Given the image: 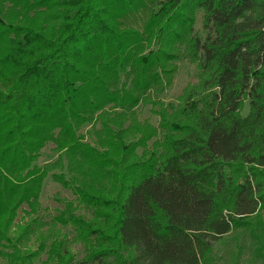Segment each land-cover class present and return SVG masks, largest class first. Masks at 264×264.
Wrapping results in <instances>:
<instances>
[{
  "label": "trees",
  "instance_id": "obj_1",
  "mask_svg": "<svg viewBox=\"0 0 264 264\" xmlns=\"http://www.w3.org/2000/svg\"><path fill=\"white\" fill-rule=\"evenodd\" d=\"M23 1L8 22L0 6V258L219 264L216 247L246 234L249 264H264V0ZM199 11L205 38L193 31ZM182 55L200 91L188 87L174 119L162 111L159 129L136 127L135 108L161 93L163 67ZM51 142L86 175H52L75 205L47 232L34 217ZM24 205L32 219L20 225ZM58 225L74 228L82 259ZM243 252H230L233 264Z\"/></svg>",
  "mask_w": 264,
  "mask_h": 264
},
{
  "label": "rangeland",
  "instance_id": "obj_2",
  "mask_svg": "<svg viewBox=\"0 0 264 264\" xmlns=\"http://www.w3.org/2000/svg\"><path fill=\"white\" fill-rule=\"evenodd\" d=\"M23 4H25L23 0H4L0 3V6L3 8V11L8 13V15L4 17L6 19V22H8L9 20L12 21L14 19V15L16 17L18 15L17 13H21L19 9ZM141 14L139 16H141ZM15 20L17 21L18 19L15 18ZM193 31L198 36L204 38L207 34L203 29V12L201 11H199L195 16ZM0 49H3L1 45ZM183 53L184 50L182 54ZM163 69L169 72H167V75L165 73L164 75L161 74L162 82L158 87L159 90H162L161 93L157 97L154 93H152L151 99L148 100L147 103L142 102L134 110L133 119L137 123L136 127L138 128H141L144 125H151L154 128L159 129L158 127L160 124V116L162 111H167V117L169 120L174 119V117L171 115L177 112L176 109H178V107L180 106L179 101H181L183 94L185 95V93L188 92V87L192 86V89H199L197 90V92L200 91L202 78L200 77L199 69L197 68L196 64H192L190 61H188V59L183 57V55L179 56L177 60H170V63L166 64ZM107 110L110 111L111 109L108 108ZM247 112L248 101L245 102V108L242 112V115H246ZM128 125L129 123L126 124V126ZM97 129H100V127L97 126ZM82 133H90L88 137L94 135L92 126L88 125L84 127L82 129ZM86 141L90 142V139L87 138ZM139 152L141 153L140 150ZM63 154V152L56 153L54 150V144L51 142L48 143L47 146L41 151V156L37 161V164L39 166H43L46 163H51V165H54L52 167H49L50 172L43 182L39 199V207L34 217V219L38 220L39 224L41 225L40 227H43L42 230L46 229L47 232L51 230L50 225L51 223H53V219L56 216H58L60 213H63L64 211L67 212L69 206H72L73 208V205H75V195H73L72 191L69 188L64 187L60 182L54 180V178H52V175L62 174L66 177V179H68L69 177L79 178L82 173L85 174L84 166L83 168L76 164L70 166V164H68V158L66 157V155ZM58 158H61V160L56 163ZM26 211H28V207L24 205L22 207V210H20L18 214V218L16 219V222L20 223V225L32 219V216L26 214ZM78 213H80L81 216H83V218L86 220H91L92 218H94L93 211L90 208L86 209L81 207V210H77L76 214ZM47 224L49 226H47ZM15 231H18L17 227H13L12 232H10V236L14 238V240L17 236V233H15ZM53 231L56 234H61L60 237H63L62 240H64L65 246H67V249L71 253L75 254L77 259L83 258L84 245L79 242L78 239H76L74 228L70 226L63 228V226L58 225V228L56 230L53 229ZM23 245L24 243L21 245V249L24 250L25 245ZM38 245V241L32 244V249L30 252L36 251L38 249ZM238 245L244 246L242 261H244V264H249L248 261L252 257L253 245L251 243L250 237L246 234H240L232 241L227 240L224 241V243H221V245H218L215 249L216 261L219 264H233V260L230 258V252H236V247ZM22 252L23 255H27L24 253L25 251ZM45 254L39 260L37 257L32 260L25 261L24 264H41V260L46 257ZM0 264H20V261L14 262L12 259L10 261L4 258H0ZM251 264H256V261H251Z\"/></svg>",
  "mask_w": 264,
  "mask_h": 264
}]
</instances>
